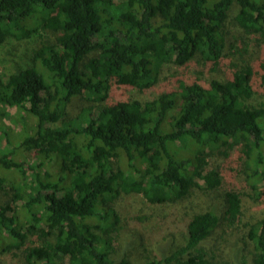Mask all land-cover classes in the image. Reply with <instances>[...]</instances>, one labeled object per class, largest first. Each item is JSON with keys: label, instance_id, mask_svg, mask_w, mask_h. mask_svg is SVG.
<instances>
[{"label": "trees", "instance_id": "trees-1", "mask_svg": "<svg viewBox=\"0 0 264 264\" xmlns=\"http://www.w3.org/2000/svg\"><path fill=\"white\" fill-rule=\"evenodd\" d=\"M235 3L237 25L264 48V0H0V45L41 29L58 34L36 50L32 65L0 76V104L18 114L13 124L35 119L18 146L9 127L2 131L14 148L0 149V170L21 179L0 175V252L30 241L27 264H220L205 249L220 222L212 210L189 220L185 244L169 255L112 259L111 235L121 222L115 201L141 194L153 204L178 203L201 181L216 188L221 177L207 171V158L236 149L261 195L264 102L253 101L257 75L264 89V60L208 86L182 82L179 91L147 102H112L110 90L149 89L168 64L198 58L218 65ZM75 97L90 105L72 117ZM22 151L33 152V162L20 158ZM226 197L234 227L241 194ZM247 238L255 251L240 264H264V219L249 224Z\"/></svg>", "mask_w": 264, "mask_h": 264}, {"label": "rangeland", "instance_id": "rangeland-1", "mask_svg": "<svg viewBox=\"0 0 264 264\" xmlns=\"http://www.w3.org/2000/svg\"><path fill=\"white\" fill-rule=\"evenodd\" d=\"M117 3L124 0H115ZM240 7L235 3L230 11L226 24V48L218 65L205 63L198 58L186 66H164L159 74L157 83L144 91L127 86L113 85L110 90L111 101L139 100L151 101L163 93L180 90L181 83H199L208 86L214 79L225 81L246 63L256 67L264 60V48L258 46L257 36L245 33L236 23V16ZM58 34L51 30H40L39 35L18 39L9 37L0 45V76L6 80L11 74L33 64L36 50L43 42L55 41ZM37 66L47 73L40 63ZM260 75L255 77L254 103L264 102V89L260 87ZM90 103L82 97H75L68 106L69 116H75L79 110L88 107ZM15 108L0 104V114L5 113L0 120V149L7 151L14 147L9 140L3 138V130L9 127L10 140L15 146L29 133H33L35 119L30 117L29 123L17 122ZM20 154V152H19ZM20 158L25 156L33 162V152L22 151ZM19 159V158H18ZM207 171L214 170L221 177V185L214 188L210 184L200 182L192 195L178 203L153 204L149 203L141 194H122L116 199V209L121 222L113 239L112 259L130 260L143 263L148 260L169 255L178 247L183 246L187 236V223L195 214L214 211L220 218L218 227L213 233L211 241L205 246L209 255H214L220 264H240L244 259L251 261L255 251L253 243L247 238L249 224L264 219V184H260V193L255 192L248 183L243 164V157L239 149L233 151L228 158L219 151L211 152L207 158ZM54 173V168H49ZM11 176L16 180L18 174L1 171L0 175ZM237 191L242 198V215L240 220L231 227L228 220V202L226 195ZM9 191V190H7ZM3 201L8 197L3 196ZM32 243L29 241L26 246ZM26 246L11 251L0 252V264H27L24 250Z\"/></svg>", "mask_w": 264, "mask_h": 264}]
</instances>
